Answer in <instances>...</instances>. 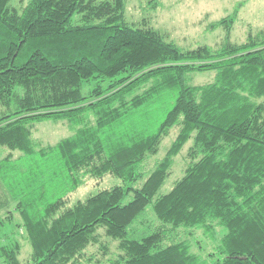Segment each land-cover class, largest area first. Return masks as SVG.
Listing matches in <instances>:
<instances>
[{"label": "trees", "instance_id": "16d2710c", "mask_svg": "<svg viewBox=\"0 0 264 264\" xmlns=\"http://www.w3.org/2000/svg\"><path fill=\"white\" fill-rule=\"evenodd\" d=\"M13 1L0 0V187L31 252L22 263L20 242H0L3 261L99 263L89 247L105 255L103 234L120 251L110 264H264V31L232 39L242 3L211 24L220 44L185 48L129 21L126 0ZM46 119L71 135L42 146L33 129ZM189 141L184 174L161 192ZM107 174L122 183L69 203L85 177ZM198 230L216 241L205 255Z\"/></svg>", "mask_w": 264, "mask_h": 264}, {"label": "rangeland", "instance_id": "374dc122", "mask_svg": "<svg viewBox=\"0 0 264 264\" xmlns=\"http://www.w3.org/2000/svg\"><path fill=\"white\" fill-rule=\"evenodd\" d=\"M27 2L28 0L13 1L17 7H21ZM239 3L242 5L233 24L231 37L236 42H242L250 30L254 33L260 30L264 31V0H126V16L129 21L138 24L144 20L149 22L169 40H174L185 48L200 44L217 46L222 42L225 30L223 27L212 28L211 24L231 14ZM213 74V71L197 73L193 75L190 82L192 84L206 83L212 80ZM171 99L172 97H167L156 106L157 113L154 114V117L168 108L172 102ZM176 132L177 127L175 126L171 129L170 134L163 139L159 152L150 158L151 165L165 156ZM71 133L72 130L65 120L46 119L35 124L33 138L42 146H46L60 141ZM191 143L192 141H189L174 157L171 174L165 180L161 192L170 190L175 180L184 174L189 162L186 152ZM6 151L4 147H0V157L5 155ZM17 153L19 152H15L14 155L17 156ZM121 183V178L112 174H107L102 178L87 176L83 184L68 194L69 203L72 204L78 199H84L104 188ZM58 195L50 193L52 198H56ZM4 200H8V202L0 208V242L8 245L20 242L19 258L24 263L30 255L31 246L25 237L24 229L17 225L20 220L15 210L16 202L0 187V202ZM9 216H11L10 221H8ZM101 238V243L108 245V252L104 255L99 249V244L89 247L90 251L96 252V256L102 260L99 263L91 264H110L109 259L116 258L120 253L116 240L106 238L103 234ZM191 240L193 251L203 255L213 251L216 246V241L204 234L202 230L195 231ZM0 264H6L1 256Z\"/></svg>", "mask_w": 264, "mask_h": 264}]
</instances>
